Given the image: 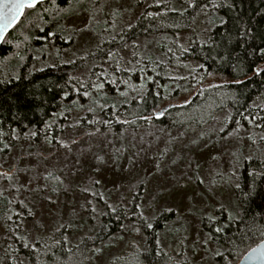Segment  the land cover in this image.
Wrapping results in <instances>:
<instances>
[{
  "label": "rangeland",
  "instance_id": "rangeland-1",
  "mask_svg": "<svg viewBox=\"0 0 264 264\" xmlns=\"http://www.w3.org/2000/svg\"><path fill=\"white\" fill-rule=\"evenodd\" d=\"M160 2L183 9L190 0H96L88 10L70 11L63 27L68 36H75L74 43L64 50L56 49L35 68L84 57L96 50L101 40L116 36L147 7ZM209 15L203 12L192 30L177 37L178 42L186 47L195 39L206 40ZM148 49L159 50L155 41ZM76 74V80L84 85L91 67ZM183 77L166 88V104L189 99L195 91L186 73ZM224 78L209 75L208 81ZM144 81L142 77L123 83L119 90L126 95L117 91L114 98L136 95ZM178 87L182 88L179 94L169 98ZM87 90L90 98L79 97L77 105L74 98L66 100L49 121L51 126L65 118L57 139L15 134L9 150L2 152L0 201L9 208L0 216V264H26L17 253L21 240L16 236L32 243L64 227L69 242H76L96 228L105 208L123 204L129 210L135 196L137 210L147 223L152 224L163 210L175 211V217L159 231L158 241L161 250L175 257L176 264H221L217 255L225 249L204 230L202 216L216 219L222 207L228 211L226 218L229 213L237 216L233 189L240 166L243 159L254 155L264 159L263 131L226 127V112L198 128L168 129L150 116L137 127L124 120L125 125L116 129L100 112V105L107 107L108 103H92L110 95V87L105 86L103 92ZM85 116L86 123L82 120ZM145 243L143 225L127 221L91 252L86 264H140L133 252L144 249ZM251 248L247 241H238L222 264H237Z\"/></svg>",
  "mask_w": 264,
  "mask_h": 264
},
{
  "label": "trees",
  "instance_id": "trees-1",
  "mask_svg": "<svg viewBox=\"0 0 264 264\" xmlns=\"http://www.w3.org/2000/svg\"><path fill=\"white\" fill-rule=\"evenodd\" d=\"M95 1L77 3L72 0L71 4L69 0H55V4L45 1L42 7L27 9L6 37L8 42L0 48V156L9 150L15 134L22 137L36 132L37 140H55L62 134L64 116L51 126L49 121L66 100L74 98L77 105L83 89L78 91L76 73L88 67H91V76L84 88L91 89L88 82H95L97 76L110 87V95L105 94L100 101H95L108 103L100 112L116 129L125 125L124 120L127 125L137 127L150 116L168 129L198 128L210 123L220 112H226V127L253 128L264 133V73L254 74L255 66L264 65V55L258 53V49L264 48V0H214L224 5L219 8H206L209 0H193V7L187 5L183 9L168 3H154L116 36L101 40L96 50L84 59L78 58L75 63L60 60L45 66L43 71L36 69L38 61H45L56 49L64 50L74 43L75 36H68L63 27L66 15L76 8L88 10ZM45 8L47 12L43 11ZM205 11L210 12L208 38L195 39L183 46L177 37L192 30ZM221 18L227 20L226 25H220ZM241 29H251V32L241 38ZM47 32L56 35L46 38ZM154 41L159 48L157 52L148 49ZM109 52L113 54L111 57ZM62 55L59 52L60 58ZM185 73L189 86L195 87L191 97L170 101L172 105L163 115L155 117L156 111L166 105V88L181 82ZM209 75L225 78L211 82ZM17 76L19 79L14 78ZM69 77L74 79L69 81ZM142 77L145 78L143 89L136 95L120 100L114 98L117 90L110 81L128 82ZM236 80L243 83H235ZM181 89L171 91L169 98L177 96ZM36 92L39 98L32 99ZM65 92L69 94L67 99L63 98ZM82 120L86 123V116ZM253 172L261 174L250 175ZM238 183L241 187L233 189L237 216L229 213L226 218L228 211L223 207L216 219L206 214L202 216L204 230L217 246L225 249L217 255L216 260L221 264L238 241H247L251 248L264 240V159L258 155L243 159ZM135 197L129 210L123 204L113 208L115 211L105 208L96 228L76 242H69L63 227L39 238L35 252L31 247H24L25 239L20 241L17 253L26 259V264H86L97 246L120 231L127 221H133L143 225L146 235L145 248L133 252L140 264H176L175 257L161 250L158 241L159 231L175 217V211L163 210L149 229L137 210ZM8 208L9 204L1 200L0 216Z\"/></svg>",
  "mask_w": 264,
  "mask_h": 264
},
{
  "label": "snow or ice",
  "instance_id": "snow-or-ice-1",
  "mask_svg": "<svg viewBox=\"0 0 264 264\" xmlns=\"http://www.w3.org/2000/svg\"><path fill=\"white\" fill-rule=\"evenodd\" d=\"M43 2H44V0H15V2L11 5L10 12L7 15L0 16V44L7 43L8 42L7 41V38H6L7 33H8V29L11 26L14 25V23L23 14V12H24L25 9H33V10H35V9H37V7H42ZM51 3L55 4V0H51ZM71 3H72V0H69V4H71ZM77 3H79V0H77ZM222 6H224V5L219 4V3H215L214 0H209V2L207 4H205V7L206 8L207 7L219 8V7H222ZM189 7H193V0H190ZM43 11L44 12H47L48 9L45 8V9H43ZM149 15H151V13H149ZM45 23H47V21H45ZM226 24H227V20L221 18L220 19V25H226ZM38 27H39V25H38ZM39 30L41 32L44 31L43 28H39ZM250 32H251V29H247V31H244L243 29H241V31H240V37L243 38L245 35H247ZM54 35H56V33H54V32H47L45 34L46 38L47 37H52ZM185 51H186V49H185ZM258 53L260 55H264V48L258 49ZM112 55L113 54L111 52L108 53V56L109 57H111ZM34 59H35V57H34ZM81 59H84V57H81ZM67 63H75V61L74 60H69V61H67ZM116 70H119V69L117 68ZM39 71H43V69L41 68V69H39ZM262 73H264V65H257V66H255V68H254V74L257 75V76H259ZM14 78L15 79H19L18 76L17 77H14ZM72 79H74V78L73 77H69V81H71ZM148 79H151V77H148ZM0 82H2V81H0ZM77 82L79 84L78 91L80 89H83V91H82L83 97L90 98L91 93L87 89L84 88L83 83H81L80 81H77ZM110 83L113 85V87L115 88V90H117L119 92V95L120 96H125L126 95V92L120 91L119 88L117 87V85L119 83H125L126 84V82L110 81ZM235 83H243V81L236 80ZM38 87H39V85H37V88ZM88 88L94 89L96 92H103V90L105 88V81H103L102 79H100L98 77L95 82H92V81H89L88 82ZM68 95L69 94L67 92H65L63 98L64 99H67ZM38 98H39V93L38 92L32 94V99H38ZM74 103H75V101H74ZM92 103L95 104L96 101L94 100V101H92ZM114 106L115 105H113V107ZM100 107L103 108L104 105H100ZM88 110L89 111H92V108H89ZM156 115L157 116H160V115H163V113L162 112H159ZM105 123H108V121H105ZM36 134H37L36 132H32L31 133L32 136H35ZM260 174L261 173H256V172L250 173V175H253V176H257V175H260ZM0 175H4V174H0ZM8 178H10V177H8ZM202 182L203 181H201V183ZM235 187L237 189H239L241 186H240L239 183H236ZM137 207H139V206H137ZM113 211H115V209H113ZM9 219H11V217H9ZM61 227H63V225ZM146 227L149 228V229H151V228H153V224L147 223L146 224ZM133 230L136 231V232H139L140 229L139 228H134ZM217 231H219V229H217ZM17 239L23 241L24 240V237L18 236ZM66 239L67 238L65 237V240ZM39 243H40V240H39V238H37V240L34 241V242H32L31 244L24 243V247L25 248L31 247V249L33 250V252H35V251H37V245ZM95 251L96 252H99L100 249H96Z\"/></svg>",
  "mask_w": 264,
  "mask_h": 264
},
{
  "label": "water",
  "instance_id": "water-1",
  "mask_svg": "<svg viewBox=\"0 0 264 264\" xmlns=\"http://www.w3.org/2000/svg\"><path fill=\"white\" fill-rule=\"evenodd\" d=\"M48 1V0H44ZM15 2V0H0V16L7 15L11 10V5ZM27 9L24 10L23 14L19 17V19L14 23L13 26H11L8 29L7 36L11 31L19 24V22L22 20L25 12ZM6 36V37H7ZM2 44H0L1 48ZM172 104H166L163 107H161L158 111L155 113V117H159L156 114L159 112L164 113ZM161 116V115H160ZM237 264H264V240H262L260 243H258L256 246L251 248L241 259Z\"/></svg>",
  "mask_w": 264,
  "mask_h": 264
}]
</instances>
